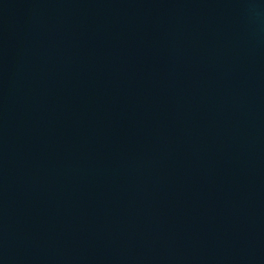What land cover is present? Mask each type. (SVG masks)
Segmentation results:
<instances>
[{"label":"water","instance_id":"water-1","mask_svg":"<svg viewBox=\"0 0 264 264\" xmlns=\"http://www.w3.org/2000/svg\"><path fill=\"white\" fill-rule=\"evenodd\" d=\"M0 264H264V0H0Z\"/></svg>","mask_w":264,"mask_h":264}]
</instances>
